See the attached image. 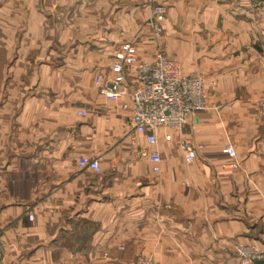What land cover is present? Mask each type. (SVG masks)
<instances>
[{
	"label": "crops",
	"instance_id": "0c3cea01",
	"mask_svg": "<svg viewBox=\"0 0 264 264\" xmlns=\"http://www.w3.org/2000/svg\"><path fill=\"white\" fill-rule=\"evenodd\" d=\"M128 41L139 61L160 47L218 86L181 130H158L157 172L130 97L100 92ZM263 92L264 2L0 0V264H240L235 245L264 248Z\"/></svg>",
	"mask_w": 264,
	"mask_h": 264
},
{
	"label": "built area",
	"instance_id": "2783aa9c",
	"mask_svg": "<svg viewBox=\"0 0 264 264\" xmlns=\"http://www.w3.org/2000/svg\"><path fill=\"white\" fill-rule=\"evenodd\" d=\"M254 4H261L264 0H249ZM165 9L160 4L152 5L146 15V23L154 39H158L163 31L162 21ZM111 70L113 77L100 92L108 98H118L124 95L130 97L131 114L128 122L132 130L143 133L149 150L146 155L152 163V170L160 169V154L155 149L157 132L160 128L181 130L188 117L195 111L206 106V92L204 78L200 74H184L179 64L170 59L162 49L158 48L153 60L139 61L134 41L121 44ZM133 73V80L128 79V73ZM256 103L264 112V92L256 98ZM125 107V106H124ZM78 114L84 113L79 110ZM170 139V134H165ZM180 148L186 161L194 157V150L188 140L180 141ZM224 152L232 159L231 167L237 166L235 148L231 142L224 147ZM81 168L89 167L99 171V164L95 159L81 158L78 161ZM264 220V193L262 195ZM33 218L32 214L28 219ZM235 254L240 264H255L264 261V248L252 245H235ZM128 264H155L149 258Z\"/></svg>",
	"mask_w": 264,
	"mask_h": 264
},
{
	"label": "rangeland",
	"instance_id": "374dc122",
	"mask_svg": "<svg viewBox=\"0 0 264 264\" xmlns=\"http://www.w3.org/2000/svg\"><path fill=\"white\" fill-rule=\"evenodd\" d=\"M147 15V14H146ZM145 24L147 25V23H146V19H145ZM148 26V25H147ZM149 28V27H148ZM149 34H150V39H154L153 37H152V35H151V30H150V28H149ZM11 41V39L10 38H5V45H7V43L8 42H10ZM8 46V45H7ZM158 48H160V47H158ZM157 47H156V50L158 49ZM161 49V48H160ZM226 71H224V75H223V78L221 79V81H222V84H223V87L225 88L226 87V85H224L225 84V82L227 81V79H229V78H227V76H226ZM194 74H200V75H202L203 76V78H204V82H205V87L207 86V84L208 83H210L211 82V85H210V87L212 88L211 90H212V93H214V91L216 90V88H218V86L216 85V80H215V78L213 77V78H211L210 77V75H209V73L205 76L204 75V73H203V71H201V72H199V73H194ZM211 79V80H210ZM210 81V82H209Z\"/></svg>",
	"mask_w": 264,
	"mask_h": 264
},
{
	"label": "trees",
	"instance_id": "16d2710c",
	"mask_svg": "<svg viewBox=\"0 0 264 264\" xmlns=\"http://www.w3.org/2000/svg\"><path fill=\"white\" fill-rule=\"evenodd\" d=\"M257 263H259V262H257Z\"/></svg>",
	"mask_w": 264,
	"mask_h": 264
}]
</instances>
